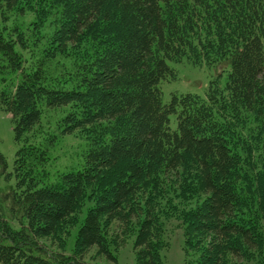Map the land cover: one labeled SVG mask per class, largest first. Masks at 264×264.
<instances>
[{"label":"trees","instance_id":"16d2710c","mask_svg":"<svg viewBox=\"0 0 264 264\" xmlns=\"http://www.w3.org/2000/svg\"><path fill=\"white\" fill-rule=\"evenodd\" d=\"M0 19L17 145L11 171L0 153V264H96L93 248L115 262L114 223L136 228V264H163L170 218L184 264H264V0H0ZM28 38L45 42L37 55ZM182 61L227 68L224 86L220 74L204 98L163 103L168 62ZM76 131L81 168L52 178L58 139Z\"/></svg>","mask_w":264,"mask_h":264},{"label":"rangeland","instance_id":"374dc122","mask_svg":"<svg viewBox=\"0 0 264 264\" xmlns=\"http://www.w3.org/2000/svg\"><path fill=\"white\" fill-rule=\"evenodd\" d=\"M7 16H10L7 14ZM28 15L23 18H16L11 16L8 18V28L16 25L19 30H24L32 19ZM5 21L0 19V28L5 26ZM51 33V30H50ZM49 33V34H50ZM30 48L37 55L45 45L44 41H39L35 47H32V42L28 38ZM168 66L175 74L174 79L162 81L159 88L162 92L163 103L167 104L171 95H196L204 98L209 88V84L218 76L219 85L222 87L225 84L227 71H221L220 67H208L205 65L195 66L186 61L180 63L168 62ZM64 116L63 111H54L49 114L48 118L52 121V126L55 128L56 120ZM59 120V119H58ZM57 120V121H58ZM176 116H170V127L176 129ZM83 135L76 131L72 135L63 136L58 139V143L51 153L50 173L55 178L58 173H67L80 169L83 163V152L86 147V140ZM17 150V145L14 141V133L12 130V123L10 116L4 113L0 108V153L5 157L8 165V170L11 171L14 155ZM91 206L88 202L82 209L79 218V224L82 222L87 208ZM12 226L18 228L17 222H12ZM77 227L70 231V234L65 237V253L70 254L74 246ZM165 237L168 246L162 249L160 256L163 264H184V242L182 230L179 229V222L176 219H168L165 223ZM109 242V251L115 257L116 261L109 260L106 256L97 254V249H91L85 256L86 262H93L96 264H136L135 254L133 251V241L136 234V228H133L128 236L121 237L119 234L118 224L114 223L106 232ZM47 246H51V241L45 240ZM52 247V246H51ZM52 249V248H51ZM56 249V247H55ZM54 249V250H55Z\"/></svg>","mask_w":264,"mask_h":264}]
</instances>
